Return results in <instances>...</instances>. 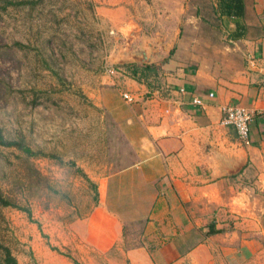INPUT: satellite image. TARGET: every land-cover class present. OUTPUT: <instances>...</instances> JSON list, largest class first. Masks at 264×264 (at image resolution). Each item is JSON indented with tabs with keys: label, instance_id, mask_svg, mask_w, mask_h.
I'll return each instance as SVG.
<instances>
[{
	"label": "rangeland",
	"instance_id": "374dc122",
	"mask_svg": "<svg viewBox=\"0 0 264 264\" xmlns=\"http://www.w3.org/2000/svg\"><path fill=\"white\" fill-rule=\"evenodd\" d=\"M7 1L17 4L0 9V127L35 154L0 146V187L12 201L0 204V264L4 248L17 264H130L142 223L112 225L105 243L101 215L134 210L131 179L114 175L135 163V117L148 116L169 61L192 72L235 61L230 21L216 0ZM134 25L143 31L131 47L137 56L150 51L148 39L175 40L137 62L157 68L140 82L123 66L135 62L119 58Z\"/></svg>",
	"mask_w": 264,
	"mask_h": 264
},
{
	"label": "crops",
	"instance_id": "0c3cea01",
	"mask_svg": "<svg viewBox=\"0 0 264 264\" xmlns=\"http://www.w3.org/2000/svg\"><path fill=\"white\" fill-rule=\"evenodd\" d=\"M225 2L213 4L230 21L226 36L235 61L195 72L169 61L163 67L173 72L165 87L151 91L148 116L135 117V163L114 175L131 179L124 184L134 210L101 215L105 243L112 225L142 223L141 239L127 250L130 264H264V0H230L228 12ZM142 34L138 25L127 30L123 62H138L131 47ZM170 38L161 35L157 41L166 44L159 46L171 47ZM147 43L150 63L161 48ZM131 81L130 89L143 92ZM226 104L253 114L248 143L221 123Z\"/></svg>",
	"mask_w": 264,
	"mask_h": 264
},
{
	"label": "trees",
	"instance_id": "16d2710c",
	"mask_svg": "<svg viewBox=\"0 0 264 264\" xmlns=\"http://www.w3.org/2000/svg\"><path fill=\"white\" fill-rule=\"evenodd\" d=\"M6 3L3 5V7H0V9L5 10L7 5H14L17 4L14 1H7L4 0ZM222 1V0H221ZM224 9L228 11H233L232 4L230 0H227V2L224 3ZM126 68H129L131 70V76L133 79L137 81H141L143 77L147 76L150 72L156 73L157 68L152 64H125L123 65ZM0 146L6 147V148H14L28 156L34 155L35 152L29 147L23 140V138H14L11 139L5 135L3 132V129L0 127ZM0 204L2 205H10L12 204V201L8 198H6L3 195V191L0 187ZM214 230L211 228L209 230L210 232H213ZM4 262L5 264H17L16 259L10 252L8 248H4Z\"/></svg>",
	"mask_w": 264,
	"mask_h": 264
},
{
	"label": "built area",
	"instance_id": "2783aa9c",
	"mask_svg": "<svg viewBox=\"0 0 264 264\" xmlns=\"http://www.w3.org/2000/svg\"><path fill=\"white\" fill-rule=\"evenodd\" d=\"M181 93H185L184 88H180ZM123 96L127 102L133 101V97L130 93L124 92ZM213 96V93H210ZM192 102L196 105H201L202 100L198 97H194ZM253 119V114L246 107L238 104H226L222 107L221 123L223 125L232 126L237 134V138L243 142H249V128Z\"/></svg>",
	"mask_w": 264,
	"mask_h": 264
},
{
	"label": "water",
	"instance_id": "95a60500",
	"mask_svg": "<svg viewBox=\"0 0 264 264\" xmlns=\"http://www.w3.org/2000/svg\"><path fill=\"white\" fill-rule=\"evenodd\" d=\"M129 42H130V38L127 39L128 44H129ZM135 59H139L138 61L141 63L142 62L145 63L147 60H149L148 56L143 54V53L140 56L135 55ZM133 62H137V61H133Z\"/></svg>",
	"mask_w": 264,
	"mask_h": 264
}]
</instances>
